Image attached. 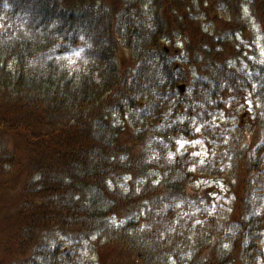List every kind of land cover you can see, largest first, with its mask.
I'll return each instance as SVG.
<instances>
[{"label": "trees", "instance_id": "1", "mask_svg": "<svg viewBox=\"0 0 264 264\" xmlns=\"http://www.w3.org/2000/svg\"><path fill=\"white\" fill-rule=\"evenodd\" d=\"M257 37L264 0H0V264H264Z\"/></svg>", "mask_w": 264, "mask_h": 264}, {"label": "rangeland", "instance_id": "2", "mask_svg": "<svg viewBox=\"0 0 264 264\" xmlns=\"http://www.w3.org/2000/svg\"><path fill=\"white\" fill-rule=\"evenodd\" d=\"M257 44V51L260 53L261 56H263L264 54V49L262 47V39L257 37V40L255 41ZM76 54H70L68 55V61H74L76 59ZM254 58H256V56H254ZM247 109L246 111H244V113H247L248 115H244L242 114L243 117V123L246 124L247 121L249 120V116L252 113L253 110V104L252 102H249L248 104H246ZM246 121V122H245ZM178 150L180 152H187L190 151L192 152L193 155L201 158V159H205L209 149L208 144L204 141V139L198 137L194 140H181L178 143ZM200 184H202L203 186L209 187L211 188V190L213 192L219 193V194H224L227 195L228 190L226 188L225 185H223V182L219 179H210V180H205L204 178H202L200 180Z\"/></svg>", "mask_w": 264, "mask_h": 264}, {"label": "water", "instance_id": "3", "mask_svg": "<svg viewBox=\"0 0 264 264\" xmlns=\"http://www.w3.org/2000/svg\"><path fill=\"white\" fill-rule=\"evenodd\" d=\"M182 87V89L185 91V85H183V86H181Z\"/></svg>", "mask_w": 264, "mask_h": 264}]
</instances>
